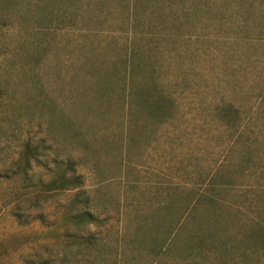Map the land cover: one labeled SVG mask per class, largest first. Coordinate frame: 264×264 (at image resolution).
<instances>
[{
  "label": "rangeland",
  "instance_id": "1",
  "mask_svg": "<svg viewBox=\"0 0 264 264\" xmlns=\"http://www.w3.org/2000/svg\"><path fill=\"white\" fill-rule=\"evenodd\" d=\"M0 17V264H264V0H12ZM131 45L176 96L165 118L129 104ZM26 144L27 195L2 179ZM64 171L75 188L42 191ZM82 211L97 221H63ZM82 236L91 253L65 250Z\"/></svg>",
  "mask_w": 264,
  "mask_h": 264
},
{
  "label": "trees",
  "instance_id": "2",
  "mask_svg": "<svg viewBox=\"0 0 264 264\" xmlns=\"http://www.w3.org/2000/svg\"><path fill=\"white\" fill-rule=\"evenodd\" d=\"M12 3V0H0V10L7 9V7ZM254 3H250V6H253ZM249 11V10H247ZM251 11V10H250ZM1 18V17H0ZM135 37V35H134ZM144 37V36H143ZM146 43L148 40V36L145 35ZM144 45V44H143ZM145 46H136L131 45L129 53L130 56L124 60L123 64L127 73V82L123 83L124 91H128V96L130 103L133 104L135 107H140L138 111L145 112L147 116H150L154 119L156 118H165L167 115H170L171 111L174 107H176V96L174 97V92H169L166 88L160 84L158 77H156V68L149 65L145 58L148 57L146 52L144 51ZM152 67V68H151ZM150 75V78L153 80V85L151 88L146 87L143 84L144 81H138L137 79L141 78L145 79V75ZM139 77V78H138ZM142 82V83H141ZM1 84V83H0ZM7 93V92H6ZM7 95H5L4 88L0 85V111L1 108L3 109L5 105H7ZM223 114L226 117H229L233 113V109L230 107H226L223 109ZM7 117L6 112H0V145L2 143H8V138H5L4 131L2 128V120L4 117ZM3 136V138H2ZM40 149L39 146H31L26 144L22 147L18 160L16 163V168L14 171H10L9 175L7 173L3 174L2 179H7L9 177H14L16 173L22 174L23 177V193L25 195L28 194L30 179L28 176V167L32 161H40ZM66 163V162H65ZM66 167L68 170H73V166L70 162L66 163ZM79 182V176H72L67 175L64 171L58 176L57 178L53 179L48 184H41L42 191L45 192H54L59 190H65L68 188H75ZM200 201H196L195 204L199 203ZM10 204H15L13 199V194L9 200ZM16 216V215H15ZM97 218L90 212L82 211L77 214H66L63 216V221L67 223V226L81 227L84 225L95 223ZM264 230V229H263ZM262 230V231H263ZM264 233V231H263ZM79 238H82L81 241H77ZM65 250L70 248L71 246L74 248V251H79L86 253H91L93 251V237L86 236V237H78L74 240L66 238ZM7 249L6 245H2L0 247V251H5ZM29 264H52V262L41 261L35 263L33 261H29Z\"/></svg>",
  "mask_w": 264,
  "mask_h": 264
}]
</instances>
